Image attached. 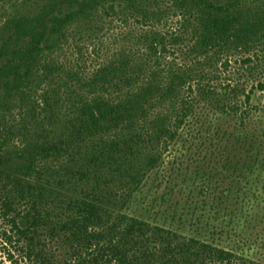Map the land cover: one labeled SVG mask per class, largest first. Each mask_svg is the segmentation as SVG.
<instances>
[{"label":"trees","instance_id":"16d2710c","mask_svg":"<svg viewBox=\"0 0 264 264\" xmlns=\"http://www.w3.org/2000/svg\"><path fill=\"white\" fill-rule=\"evenodd\" d=\"M8 1L0 22L8 241L39 264H264L128 213L149 181L161 186L183 167L193 172L182 181L206 180L187 192L199 203L220 200L210 182L219 161L244 184L263 165L247 82L264 68V0ZM116 21L133 28L86 70L70 41H93Z\"/></svg>","mask_w":264,"mask_h":264},{"label":"rangeland","instance_id":"374dc122","mask_svg":"<svg viewBox=\"0 0 264 264\" xmlns=\"http://www.w3.org/2000/svg\"><path fill=\"white\" fill-rule=\"evenodd\" d=\"M9 7L8 0H0V22L6 17ZM132 28L133 26L127 27L116 21L93 41L71 40L73 59L86 70H91L104 54H111L120 48V36L125 30ZM174 58L175 63H181L182 58L178 55H174ZM232 61L231 69H236L239 62ZM255 76V80L247 82V88L253 86L255 94L251 103L260 108L251 120V129L260 134L264 128V87L259 90L257 84H264V68ZM177 157L184 165L187 164L185 156L178 152ZM262 164L258 165L253 174L248 175V181L244 184V179L241 182L237 181L235 173L231 169L224 170L222 160L219 161L212 171L213 177L210 182L211 190L217 193L220 200L204 195L205 201L199 200V203H195L198 200L195 196L190 203L187 192L193 189L195 195L197 188L205 185L206 180L199 178L194 183L191 179L189 182H184L185 178L192 174L193 168L186 171L183 167L180 175L177 176L174 171L175 178L170 182H163L161 186L149 181L130 203L128 213L146 219L150 223L162 224L184 234L211 240L222 247L244 253L264 263V247L260 246L264 240V162ZM165 166L168 168L170 164L166 163ZM185 173L188 175L185 176ZM240 185L245 186L244 193H238ZM196 222H199V225ZM201 224L211 229L201 227L198 232L196 227H200ZM217 230L218 232L222 230L220 232H223V237L219 238L218 233L213 235ZM11 235L9 218L3 215L0 207V264H39L34 256L27 255L26 248H20L15 242L8 241V236Z\"/></svg>","mask_w":264,"mask_h":264}]
</instances>
